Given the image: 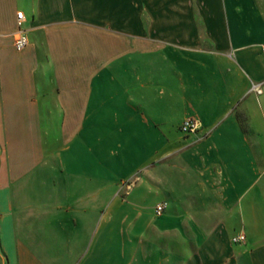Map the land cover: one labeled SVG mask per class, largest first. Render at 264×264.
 <instances>
[{
  "label": "crops",
  "instance_id": "1",
  "mask_svg": "<svg viewBox=\"0 0 264 264\" xmlns=\"http://www.w3.org/2000/svg\"><path fill=\"white\" fill-rule=\"evenodd\" d=\"M263 47L264 0H0V264H264Z\"/></svg>",
  "mask_w": 264,
  "mask_h": 264
},
{
  "label": "built area",
  "instance_id": "2",
  "mask_svg": "<svg viewBox=\"0 0 264 264\" xmlns=\"http://www.w3.org/2000/svg\"><path fill=\"white\" fill-rule=\"evenodd\" d=\"M16 18V26L17 30L14 34V39H13V48L16 51L22 50L25 45H26V37H25V32L21 28L22 22H23V16L22 13L17 12L15 15ZM264 50V47H263ZM261 84L262 83H251L249 91L253 92L255 95H259L261 93ZM199 128V123L192 118H185L179 125L178 130L180 133L183 135H190L194 134ZM164 203H157L155 204L153 210H154V215L159 216L162 214L164 210ZM244 241V236L241 234H237L231 238L232 243H242Z\"/></svg>",
  "mask_w": 264,
  "mask_h": 264
}]
</instances>
